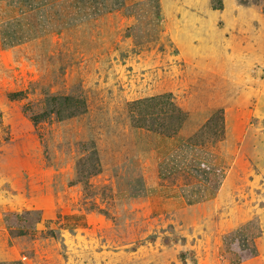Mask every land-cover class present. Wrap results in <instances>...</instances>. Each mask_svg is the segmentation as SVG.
I'll use <instances>...</instances> for the list:
<instances>
[{"label": "rangeland", "instance_id": "obj_1", "mask_svg": "<svg viewBox=\"0 0 264 264\" xmlns=\"http://www.w3.org/2000/svg\"><path fill=\"white\" fill-rule=\"evenodd\" d=\"M137 129L185 130L221 153L223 197L153 218L141 188L124 183ZM79 212L104 223L76 232ZM9 260L264 264V0H122L66 31L0 45Z\"/></svg>", "mask_w": 264, "mask_h": 264}, {"label": "crops", "instance_id": "obj_2", "mask_svg": "<svg viewBox=\"0 0 264 264\" xmlns=\"http://www.w3.org/2000/svg\"><path fill=\"white\" fill-rule=\"evenodd\" d=\"M121 2L0 0V45L17 47L45 34L66 31L110 12ZM143 131L136 130L134 150L126 152L132 172L124 177V183H129V191L132 186L141 188L143 205L153 218L175 219L188 209L215 204L223 197L227 176L221 153L192 144L185 130L173 135ZM144 143L148 145L143 147ZM97 222L104 223L100 215L79 212L72 216V223H77L72 230L95 229Z\"/></svg>", "mask_w": 264, "mask_h": 264}, {"label": "trees", "instance_id": "obj_3", "mask_svg": "<svg viewBox=\"0 0 264 264\" xmlns=\"http://www.w3.org/2000/svg\"><path fill=\"white\" fill-rule=\"evenodd\" d=\"M242 4H245V2H242ZM0 264H23V262L21 260H9V261H0Z\"/></svg>", "mask_w": 264, "mask_h": 264}]
</instances>
